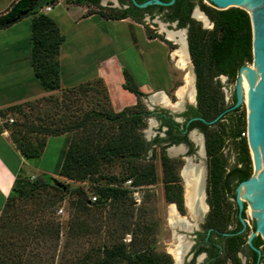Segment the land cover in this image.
<instances>
[{
  "label": "trees",
  "instance_id": "1",
  "mask_svg": "<svg viewBox=\"0 0 264 264\" xmlns=\"http://www.w3.org/2000/svg\"><path fill=\"white\" fill-rule=\"evenodd\" d=\"M196 4L208 17L210 26H204L190 16L193 2L187 0H174L166 5L170 10L165 12L164 18L176 19L178 26H186L187 51L194 72V111L207 119L220 113L212 126L203 130L208 208L202 226L205 229L209 227L211 233L218 232L223 239L222 250L214 253L212 264H243L240 252H243L246 264H264V241L258 233L253 235L251 243L258 250L246 242V225L239 230L241 223L234 200L235 185L251 173L246 136L240 134L246 127L245 110L242 103L231 107L235 102L234 89L226 100L219 78L224 75L227 81H233L238 67L251 63L249 15L244 8L236 5L215 8L203 0H196ZM41 5V0H13L0 11V28L30 15L29 55L34 74L44 89H59L60 94L59 97L43 95L33 101L11 105V113L16 112L17 116L6 121L4 126L24 158L37 157L47 135L68 131L70 137L56 172L58 176L35 175L29 178L19 172L15 174L0 210V228L8 231L4 236L0 235V246L4 248L0 251V264L21 262L19 254L28 239L38 244L47 238H54L53 246L56 245L60 223L45 214L51 208L55 210L63 200L67 201L73 216L67 222L69 240L76 238V246H80L79 236L91 233L93 239L87 238L84 247L82 245L67 252V238L64 244L67 250L59 254L57 264H172L170 253L157 245L158 226L152 219L151 209L144 201L136 205L131 188L123 184L129 178L132 186L144 188L156 181L155 152L152 149L148 155L149 143L141 131L150 112L141 101L144 93L126 70H123L122 86L136 95V101L119 110L112 109L99 77L61 87L57 53L64 36L55 21L39 9ZM153 5L157 3L137 7L132 2L137 11H97L105 17L131 16L140 21L138 11ZM145 27L148 31V26ZM156 35L163 38L160 34ZM93 83H100L101 88L97 89ZM87 90L101 91L107 106L100 103L97 97L93 98L92 92L88 107L82 109L78 100L81 95H87ZM44 103H48V107L41 110ZM49 104H52L51 107ZM34 108L35 111H32ZM225 146L233 151L230 161L223 152ZM116 158L121 159L123 165L120 172L103 169ZM158 158L163 197L183 213L182 184L178 174L180 159L167 155L162 147ZM59 176L65 180L60 181ZM72 180H88L90 193L81 184L71 185ZM91 194L95 195V199H90ZM25 201L31 203L29 209L23 207ZM242 204L239 213L244 217L245 202L242 201ZM99 217L97 223L93 221ZM229 224H232L231 227H228ZM253 225L254 222L252 228ZM125 234H128L127 239ZM16 245L22 247L20 252L13 248Z\"/></svg>",
  "mask_w": 264,
  "mask_h": 264
},
{
  "label": "crops",
  "instance_id": "2",
  "mask_svg": "<svg viewBox=\"0 0 264 264\" xmlns=\"http://www.w3.org/2000/svg\"><path fill=\"white\" fill-rule=\"evenodd\" d=\"M12 1L0 0V11ZM46 4H50L47 10ZM75 6L81 9L74 10ZM54 7L57 9L53 10ZM39 9L55 21L64 36L57 53L61 87L99 77L112 109L119 110L136 101V95L122 86L123 70H126L144 95L153 93L150 98L167 97L168 92L175 94V65L169 46L172 41L167 36H157L159 31L144 21V17L140 21L131 16L105 17L95 9L87 11L84 2L71 0H48ZM29 24L28 14L0 28V210L17 172L58 176L56 172L70 137L68 131L47 135L38 156L52 140L56 150L53 160L44 163L40 159L24 158L4 126L14 115L11 105L55 90L44 89L34 74L29 55ZM145 25L151 29L147 31ZM0 251H4L1 246Z\"/></svg>",
  "mask_w": 264,
  "mask_h": 264
},
{
  "label": "rangeland",
  "instance_id": "3",
  "mask_svg": "<svg viewBox=\"0 0 264 264\" xmlns=\"http://www.w3.org/2000/svg\"><path fill=\"white\" fill-rule=\"evenodd\" d=\"M45 1H48V0H41L42 4ZM71 1H75V0H71ZM102 1H105V0H102ZM203 1L205 3H207V1H205V0H203ZM80 2L86 3V10L87 9H97L95 3H91L90 5L88 4L89 0H80ZM107 2H108V0H107ZM207 4H209V3H207ZM73 8H74V10H80L81 9L80 7H77V6H75ZM56 9L57 8L54 7L53 10H56ZM143 17H144V21H146L148 24H151L152 26H154L155 29H157L159 31L160 35L168 36L169 31L180 32L182 34L183 38L185 39V33L186 32H184V29L182 27L174 26L173 22H170L168 24L160 16H157V15L148 16L147 14H145V15H143ZM199 21L204 26H210V22L208 20L205 21L206 23L202 20H199ZM148 28L151 29L149 26H148ZM168 38L171 39V41H172L169 43V46H170V49L172 52V62L175 65L174 66L175 68L173 70V74H174V82L176 84V87L174 88V90H176V91H175V95H172L173 103L166 104V105L171 106V107H176V105L179 102L183 101L184 98H186L188 100L190 99L187 95L180 96L178 93L180 90L186 88V77L191 76L192 63H191L190 58L188 56V58H189V66L188 67L181 68L177 64V61L179 59V56L177 54H179V52H180L181 45L176 40V39H178V37L177 38H170L168 36ZM250 64H252V62ZM138 77L141 78L143 76L139 75ZM219 78H220V81L222 83V89H223L224 94H225V99L227 100L230 92L232 91V89H234V80L233 81H227L224 75H220ZM93 85H95L97 87V89L101 88L100 83H95V84L93 83ZM92 92L94 94L93 98L97 97L100 103H102L104 106H107V102L104 99V97L102 96L101 91L87 90V95H81V98L78 100L79 105L81 106L82 109L88 107L89 101H90L89 99L91 97L90 95L92 94ZM49 94L56 96V97H59L60 90L55 89V90H53V92H51ZM151 94H153V93H149L147 95H142L141 101L143 102L144 106L145 107L159 106V104H161V102L151 100V98L149 97ZM46 95H48V94H46ZM35 99H33V100H35ZM33 100H31V101H33ZM241 103H242V106H243V108L245 110V114H246L247 103L244 101H242ZM162 104H165V103H162ZM51 105L52 104H49L50 107H51ZM24 107H25V109H28V106H24ZM44 107H48V103L41 104V110H43ZM50 110L52 111L51 108H50ZM32 111H35V108ZM40 113H42V111H40ZM13 114H14L13 117L17 116L16 112H14ZM31 116L33 118V114H31ZM35 121H38V120L36 119ZM155 127H156V122L154 121L153 116L149 115L148 117L145 118V123H144L143 127L141 128L142 135L144 137H146L147 139H149L151 137V133L154 132ZM32 135H38V133H33ZM201 146L202 145L196 147V150L198 151V153L195 152V153H192L190 155V160H191L190 163H192L193 165H201L204 168V176H205V173H206L205 158L206 157L201 152L202 151ZM55 148H56L55 142H54V140H52L51 142H49L47 144L45 152H43V154H41V156L33 157V158H31V160H33V159L39 160L40 159L44 163L51 162L53 160V157L55 156V150H56ZM248 150H249L250 159H251V173H253V170H254L253 160H252V156L250 153L249 146H248ZM153 151L155 152V156L153 157V162H154V167H155V172H156V181L152 184L147 185L144 188H137L139 200L135 204L138 205L139 203L144 201V203H146L147 207L151 209L152 219L155 220V222L157 223V226H158L157 234H156L157 245L159 248H163L164 250H166L170 253V255L172 257V264H177V261L174 258V256L172 255V253L170 252V250L175 249L179 245V242H181V241L189 242V240L191 239L192 231H193L192 225H193V227L200 228V222L203 220V217L207 211L208 205H207V202L205 199V196H206V190H205L206 179L205 178L203 179V192H204L203 200L205 202V207L198 214V216L193 217L190 214L189 209L186 205V201H185L186 200L185 199V190H186L187 185H186V178L184 176L183 169L185 168V166L187 164L184 161H181V159H180V164L178 166V174L180 175V182L182 184L184 212L180 213L177 209L176 210L178 211V213H180L185 218L186 221H188V224H190L191 226H190V228H185V227H180V226H175V225L173 226L171 224V221H170L169 213H170L171 207L173 205L175 207V204L173 202L166 201L163 197V184L161 182V166H160V162H159V158H158V153H159L158 147L157 146L154 147ZM223 152L226 155L228 161L232 160L233 151L230 148L225 146L223 148ZM151 153H152V150H148V155ZM171 156L177 157V154H172ZM103 169L109 170V171H112L115 173L120 172L121 169H123V165L121 164V159H118V158L114 159L112 161V163L105 165ZM19 173L24 174V175H28L29 178H33L36 175L34 173L31 174L30 172H19ZM45 176H47V175H45ZM58 179L60 181L65 180L64 178H62L60 176ZM70 184L71 185L81 184L83 187H85L88 190L89 193L91 191V186H90V183L88 180H84L81 182L72 180V181H70ZM240 199H241V201L245 202V207H244L245 216L243 218H244L245 225H246V235H247L251 231L252 223L256 220V217L249 213V212H254L249 207L250 201H248V199L246 197H242ZM66 202H67L66 200H63L61 203L62 208H63L62 212L57 213L54 210V208H51V210L46 211L47 213L45 214L47 217L53 219L54 221H58L60 223V231H59V236H58L56 245L53 246L54 238H47L44 242H39L38 244L35 241L28 239L26 246L24 247V250L21 252V254H19L22 261L18 262L17 264H57L59 254L63 250L68 249L67 252H69V250H72L74 248H79L80 246L82 247V245L84 247L86 245V239L87 238L93 239V235L91 233L88 235L85 234L84 236H79L78 241H80V244H79L80 246H76V243H77L76 242L77 240H75L76 238L75 239L71 238L69 240L68 236L66 235L67 222L73 216H72V211L70 208H68ZM24 203L25 204H23V207L29 209L31 206V203L28 201H25ZM102 216L103 215L101 214V217ZM98 219H100V217L93 220V221L96 222ZM231 225L232 224H229L228 227H231ZM7 233H8V231H6L3 228L2 229L0 228V235L4 236V234H7ZM15 237H12V238H15ZM67 238L69 240V244H67L68 245L67 249H65L64 244H65V241ZM124 238L127 239L128 234H125ZM13 248H16L17 251H19V252L22 250L21 249L22 247L17 246V245L13 246ZM239 255L241 257L243 264H246L245 263V256H244L243 252H240ZM37 259H38V262H37ZM181 261H182V257L180 258L178 264H181Z\"/></svg>",
  "mask_w": 264,
  "mask_h": 264
},
{
  "label": "flooded vegetation",
  "instance_id": "4",
  "mask_svg": "<svg viewBox=\"0 0 264 264\" xmlns=\"http://www.w3.org/2000/svg\"><path fill=\"white\" fill-rule=\"evenodd\" d=\"M173 1L174 0H172L168 4L173 3ZM187 1H192L193 6L197 5L196 0ZM132 2V0H108V2L107 0H89L88 4L90 5L91 3H95L97 8L95 10L108 11L110 9H128L130 11H137V8L132 6ZM168 4L164 5L157 3V5L139 10L138 14L140 13L141 18L145 14H147L148 16L157 15L160 16L168 24L170 22H173V25L176 27L186 28V26H178L176 19L167 20L164 18L165 12H168L170 10L169 7H166V5ZM158 5H163L164 7H160ZM193 6L191 7L189 12L190 16ZM167 95L169 102L173 103L172 95L175 94L172 92H168ZM161 104H159V106L146 107L150 111L146 117L151 115L156 122V127L154 129V132L151 133V137L149 139L144 137L149 143L147 151L154 149V147L156 146L158 147V149L162 147L165 152L172 147H179L180 150L174 154H177V157L187 164L190 160V155L195 152L198 153L196 147L202 144L204 145L203 130L212 126L213 121L206 122L204 119L207 118L201 117L197 112L194 111L193 107H195L196 104L195 97L193 100L184 98V100L179 102L176 107ZM204 178L206 179V173ZM202 222L203 220L200 222V228L193 227L192 225L193 231L189 242L181 241V243L186 244V248L181 256V264H212L214 253H219L222 250L223 239L220 237V234L218 232L211 233L209 231V227L205 229L202 226ZM187 223L188 221L184 220L182 227L189 228V225Z\"/></svg>",
  "mask_w": 264,
  "mask_h": 264
},
{
  "label": "water",
  "instance_id": "5",
  "mask_svg": "<svg viewBox=\"0 0 264 264\" xmlns=\"http://www.w3.org/2000/svg\"><path fill=\"white\" fill-rule=\"evenodd\" d=\"M132 1L137 6H145L152 2L165 5L170 3L172 0H168V1L143 0L141 2H137L135 0ZM205 1H207V3H209L215 8H225L231 5L240 6L247 11L250 19L251 54H252L251 62L253 61V65H252V74H251L248 95H247L248 111L246 110V114H245L246 142L248 146L250 145L252 160L254 164V171H255V181H256L255 185L257 190V195L254 196L255 200L253 201L252 204L255 207H258L260 220L257 219L255 213L252 214L253 216L256 217V220L254 221L253 228L247 234L246 242L249 245H251L255 250H258L255 246L252 245L251 238L253 237V235L258 233L260 237L264 240V0H205ZM194 8L200 11L202 10L199 9L198 5L193 6L191 10V16L196 18L192 14ZM25 10L26 9H24L23 12ZM196 19L201 20L199 18ZM206 20H208L207 16H206ZM183 29L184 31L186 30L185 27ZM185 40H186V33H185ZM186 48H187V44H186ZM247 66L248 63H243L238 67L236 71L235 80H234L235 102L231 105V107L238 105L243 101V95L240 89L238 88L239 74L241 68ZM191 69L193 72V67H191ZM218 115H216L212 119H204V120L206 122H211ZM202 152L204 156H206L203 144H202ZM166 153L168 155H172L169 154L167 150ZM249 179H251V173L247 178L238 181L234 187V200L237 204L238 218L241 223V228L239 230H242V228L245 225V221L244 218L239 213L243 204L238 196V192H239L240 184ZM245 197L248 199V201L251 199V197L248 195ZM223 233L226 234L227 232H223Z\"/></svg>",
  "mask_w": 264,
  "mask_h": 264
},
{
  "label": "bare ground",
  "instance_id": "6",
  "mask_svg": "<svg viewBox=\"0 0 264 264\" xmlns=\"http://www.w3.org/2000/svg\"><path fill=\"white\" fill-rule=\"evenodd\" d=\"M193 15L196 18H199L204 22L206 21L205 14L196 8H194V10H193ZM168 36L170 38H177L178 37V39H176V40L180 43L181 49H180V52L178 51L179 54H177L179 56L177 64L181 68L188 67L189 66V58H188L189 55H188L187 48H186V40L183 38V36L180 32L169 31ZM252 65H253V61H252V64H248L247 67H242L240 70V74H239L238 88L240 89V91L243 95V101L246 103H247V95H248V90H249V85H250V80H251V74H252ZM194 91H195V89H194V75H193V72L191 71V76L186 77V88L180 90L178 94L180 96L187 95L190 98V100H193L194 94H195ZM151 100L158 101V102L165 103V104H171L169 102V99L165 96H160V95L154 96V97H151ZM247 111H248V108H247ZM249 149H250V145H249ZM179 150H180L179 147H172V148L168 149L167 151L169 152V154H174V153H177ZM250 153H251V150H250ZM253 167H254V164H253ZM183 173H184V176L186 178V185H187L186 190H185L186 205L189 209L190 214L193 217L198 216V214L205 207V202L203 200V196H204V192H203L204 168L201 165H193L192 163H190V160H189L187 165L183 169ZM255 182H256L255 181V171L253 170V173L251 175V179L244 181L240 184L238 196H239V198L245 197L247 195L251 197V199L249 200L250 201L249 207H250V209H252L255 212L257 219L260 220L259 209H258V207H255L252 204L253 201L255 200L254 196L257 195ZM254 212H249V213L253 214ZM169 217H170L171 224L173 226L175 225V226L182 227L183 221L185 220V218L178 213V211L176 210L174 205L170 209ZM188 225L190 227V224H188ZM185 248H186V244L179 242V245L175 249L170 250V252L174 256V258L176 259L177 264H178V262L182 256Z\"/></svg>",
  "mask_w": 264,
  "mask_h": 264
},
{
  "label": "built area",
  "instance_id": "7",
  "mask_svg": "<svg viewBox=\"0 0 264 264\" xmlns=\"http://www.w3.org/2000/svg\"><path fill=\"white\" fill-rule=\"evenodd\" d=\"M49 8H50V4H46V5L44 6V9H45V10H47V9H49ZM11 120H12V118L9 117V118H8V121H11ZM240 134H244V135L246 136V127H245V130H244V131H241V132H240ZM123 184L131 188V194H132V197H133V201H134V203L138 202L139 198H138L137 188H136L135 186H132V185L130 184V179H129V178L125 179V180L123 181ZM90 199H92V200L95 199V195H94V194H91V195H90ZM62 210H63V208H62V205H61V204L58 205V206L55 208V211H56L57 213L62 212Z\"/></svg>",
  "mask_w": 264,
  "mask_h": 264
}]
</instances>
